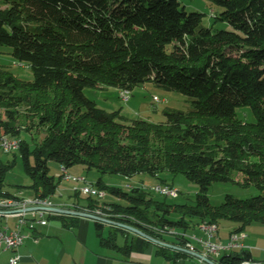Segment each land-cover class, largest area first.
<instances>
[{
    "label": "trees",
    "instance_id": "obj_1",
    "mask_svg": "<svg viewBox=\"0 0 264 264\" xmlns=\"http://www.w3.org/2000/svg\"><path fill=\"white\" fill-rule=\"evenodd\" d=\"M209 1L219 8L211 11L214 22L230 28L205 25L206 13L188 11L180 0H0V46L10 47L14 59L33 73L32 79L22 78L0 63V107L26 104L45 130L41 141L32 136V146L24 139L19 146L33 194H56L63 179L51 173V161L65 169L82 165L162 183H168L164 172L183 173L198 185L196 203L188 206L196 223L160 213L170 205L147 197L149 190L124 189L102 177L94 184L117 200L85 195L84 204L81 197L75 202L92 208L107 204L109 212L121 214L114 219L164 240L149 225L187 229L227 219L241 231L264 224V193L226 194L219 205L209 197L214 182L236 181L234 171L244 175L243 184L264 191V0ZM145 82L185 94L192 106L165 108L162 122L128 120L85 92L96 86L132 90ZM245 106L254 121L239 116L237 109ZM3 134H19L12 118L0 116ZM12 165L0 157V196L14 195L4 188ZM95 223L104 245L130 251L151 244L132 234L120 245L119 235L129 230L110 225L104 236L106 224ZM244 258L250 255L228 253L219 262L240 264Z\"/></svg>",
    "mask_w": 264,
    "mask_h": 264
},
{
    "label": "rangeland",
    "instance_id": "obj_2",
    "mask_svg": "<svg viewBox=\"0 0 264 264\" xmlns=\"http://www.w3.org/2000/svg\"><path fill=\"white\" fill-rule=\"evenodd\" d=\"M181 3L186 7L188 11L198 10L206 13L204 16L203 23L208 26H213L214 28H230L228 23L217 21L214 22V19L211 17V11H218V6L212 4L209 0H180ZM8 5V4H6ZM0 63L3 67H6L9 71L16 74L19 77L32 79L33 73L30 70L29 65L26 62H20L14 59L11 54L10 47L0 46ZM120 88L115 86H96V87H87L85 89L86 94L93 100H96L98 105L107 110H121V114L124 115L128 120L135 118H144L152 122H162L165 120V115L163 110L167 107H176L181 109H189L192 104L189 101V98L177 90H166L164 88L158 87L153 82H145L143 84L137 85L131 90V98L128 102H125L120 96ZM239 116L254 121L255 116L249 107H239L237 109ZM0 116L4 119L12 118L19 128V134L17 137L23 143L22 139L26 140L27 143L32 146V136L35 137L36 141H41L45 136L44 128L40 127L37 124V118L34 117L29 107L26 104L16 105L14 108L7 110L6 108L0 107ZM0 157L4 161H10L12 167L6 174L5 178V189L14 194H23L24 196H32L33 191L29 188L31 179L26 173L24 168V160L22 157V152L20 148L12 149L9 152H4L0 149ZM51 173L59 175L61 173V166L55 162H50ZM68 172L76 176H80L88 183H95L99 177H102L105 182L108 184H117L122 186L124 189H129V186L135 185L142 180L145 183L151 184L155 182H160L156 178L147 177L145 178L142 175H136L131 178H126L118 174L110 173H100L95 169L87 170L82 165H75L67 169ZM162 177L165 178L169 184L179 188L180 192L177 197H168L162 194L153 192L152 195L148 194L147 197L151 196L159 201H164L169 204L170 211H159L162 214H166L167 217L177 220L182 216H185L186 219H191L192 222L196 223L197 218H194L195 215L191 216V213L188 211V206H193L197 200L198 185L194 181L190 180L185 174L178 173L172 174L169 172L162 173ZM233 177L236 181H216L214 182L209 189V197L211 203L214 205L221 204L226 194H232L237 197L246 198L255 194L264 193L261 192L254 185H245L243 184L244 175L240 172L234 171ZM63 184L59 186L62 190L64 185H67L68 188L63 191L68 199L71 195H75L74 191L70 188V185L73 183L67 180H63ZM78 183V182H76ZM58 196L62 195L61 193H56ZM56 195V196H57ZM81 199L83 202L84 196L81 194ZM106 201L117 200V197L113 194L107 193L104 198ZM150 211H154L152 206ZM1 222V219H0ZM221 229L227 231L228 226L231 223H236L231 220L221 219L219 221ZM168 224V223H167ZM255 228H252V231H260V234L264 232V224L253 223ZM158 226L160 224H151ZM170 225V224H168ZM110 225L106 224L105 233L108 231ZM178 230L184 229L183 226H176ZM128 238L132 236V232L125 233ZM123 234V235H125ZM135 234V233H134ZM256 235V234H253ZM167 240H174L172 236H165ZM120 241H123V237H119ZM264 246V242L261 243ZM240 254L242 252L239 251Z\"/></svg>",
    "mask_w": 264,
    "mask_h": 264
},
{
    "label": "crops",
    "instance_id": "obj_3",
    "mask_svg": "<svg viewBox=\"0 0 264 264\" xmlns=\"http://www.w3.org/2000/svg\"><path fill=\"white\" fill-rule=\"evenodd\" d=\"M143 176L147 178L146 175ZM63 182L62 180L61 185ZM64 186L62 190L61 187L57 189V192L62 195H54L53 199L61 207L66 208L65 206H68L72 201H79L82 196L76 197L70 194L71 199H68L63 193L65 188H68V183ZM79 202L81 204L85 203L82 199ZM0 219V223H3L4 218L0 217ZM13 220V218L10 219L11 222ZM218 225L219 230L216 238L223 243L229 240L230 234L236 231L238 227L237 223H231L228 230L225 231L221 229L220 223ZM254 226L258 225L252 223L241 230L246 234L241 238V242L244 244L243 247L223 252L213 259L220 264L219 259L223 254L230 253L244 256L247 252L250 258L264 261V246L261 244L264 242V232L260 234V231H252V228H255ZM105 227L103 228L104 236L108 233V231L105 233ZM187 229L192 233H201L198 224ZM35 236L37 239L34 238ZM120 236L123 237V241L119 240ZM119 237L117 239L118 243L120 245L124 244L126 237L121 234ZM173 241L168 240V242ZM150 242L151 244L143 249L118 250L102 243L94 219L79 215L59 214L50 216L48 224L39 225L33 232V236L27 238L19 248L1 252L0 259L1 264H10L9 258L19 253L21 254V260L18 264H209L189 254L187 256H177L174 253L176 249L164 246L167 248L164 251L162 245Z\"/></svg>",
    "mask_w": 264,
    "mask_h": 264
},
{
    "label": "built area",
    "instance_id": "obj_4",
    "mask_svg": "<svg viewBox=\"0 0 264 264\" xmlns=\"http://www.w3.org/2000/svg\"><path fill=\"white\" fill-rule=\"evenodd\" d=\"M120 96L125 102H128L131 98L123 97V95ZM19 146L20 142L8 141L6 142V146H1L0 149H2L4 152H9L12 149L18 148ZM59 175H61L62 179L66 180V176L74 174H71L70 172H63L61 170ZM80 179L81 187H72L74 192L78 191L82 193L84 190H93L91 184L83 185V179ZM136 186L168 197H177L180 192L179 188L168 183L146 184L141 182L136 184ZM131 187L135 186H129V188ZM99 196L102 195H96L97 200H99ZM48 207H61V205L57 204L54 200H46V204H37V198L26 199L13 196H0V217L4 218V222L0 223V254L6 250H14L19 248L27 238L33 236V232L39 225L48 224L50 216L63 214L54 210H50ZM65 207L67 209H72L68 208L67 206ZM73 210L87 213V211L83 209ZM100 217L109 218L108 216ZM11 218L14 219L12 222L10 221ZM209 225L214 224L201 223V233H194V235L180 233L165 234L164 232L158 233L164 236H172L174 239L172 243L191 251L199 252L204 256L211 258L221 255V253L226 252V250L244 246V244L241 242V238L246 236V234L243 231H233L230 234L229 240L226 243H223L218 241L216 238L219 230L218 225H216V232H209ZM34 238L37 239L36 236ZM20 260L21 254L17 253L9 258V263L18 264ZM243 264H264V261L248 258V263Z\"/></svg>",
    "mask_w": 264,
    "mask_h": 264
},
{
    "label": "bare ground",
    "instance_id": "obj_5",
    "mask_svg": "<svg viewBox=\"0 0 264 264\" xmlns=\"http://www.w3.org/2000/svg\"><path fill=\"white\" fill-rule=\"evenodd\" d=\"M120 95H123V97H131V90L121 89ZM8 141L20 142V140L15 136H10L8 134L0 135V147L6 146V142H8ZM61 170L63 172H68V170L65 168H61ZM80 178H82V177H80ZM80 178H79V176H76V175L66 176L67 181H70V182L73 181L74 182V183L72 182L73 184L71 186V189H72V187H81V179ZM76 182H78V183H76ZM139 183H141V182H139ZM90 184L92 185V188L94 191L93 190H84V192H82L81 194L91 196L95 199H96V195H102V196H99L98 201H100V202L104 201V198L107 195V191L105 189H102V188L96 186L94 183H91V182L88 183L85 180H83V185H90ZM136 184H138V183H136ZM136 184L132 185V186H136ZM151 184H164V183L155 182V183H151ZM56 193H59V192H56ZM55 195H57V194H55ZM10 196L19 197V198H26V199L37 198V204H46V200H54L53 199L54 196H42L40 194H34L32 196H24L23 194H21V195L14 194V195H10ZM67 207L72 208V209H83V210L87 211V213L97 215V216H108L110 219H113V220H117V219H114L113 217L121 216V214H118V213L113 214V213L109 212V210L106 209L109 207L107 204H105V205L103 204L102 207L96 206V207L92 208L89 206H82L79 203L72 201L71 203L68 204ZM128 218H130L132 221L137 222L136 218L132 215H129ZM201 223L214 224V225H209V232H216V225H218L217 222H211L208 220H203V221H201ZM201 223L198 224V227L200 230H201ZM149 226L152 227L157 232H164L165 234L180 233V234L194 235V233L190 232L186 228L178 230L176 226H171L168 224L158 225V226L149 225ZM218 227H219V225H218ZM231 250H233V249L226 250V252L231 251ZM243 263H248V258H244L243 260H241L240 264H243Z\"/></svg>",
    "mask_w": 264,
    "mask_h": 264
},
{
    "label": "water",
    "instance_id": "obj_6",
    "mask_svg": "<svg viewBox=\"0 0 264 264\" xmlns=\"http://www.w3.org/2000/svg\"><path fill=\"white\" fill-rule=\"evenodd\" d=\"M48 209L50 210H54V211H57V212H60V213H63V214H72V215H79V216H84V217H89L91 219H94L95 221H101V222H104V223H108L110 225H116V226H119V227H123L135 234H138L154 243H157V244H160L162 246H166V247H170V248H173V249H176V250H180L182 252H185L189 255H192V256H195L197 258H200V259H203L204 261H206L207 263L209 264H218V262L211 258V257H207V256H204L203 254L199 253V252H196V251H191L189 249H186L184 247H181L179 245H176L172 242H168L167 240H164V239H161V238H158V237H155L149 233H147L146 231H144L143 229L135 226V225H132L130 223H126V222H122V221H117V220H113V219H109V218H104V217H100V216H97V215H93V214H90V213H86V212H83V211H78V210H73V209H67V208H62V207H48Z\"/></svg>",
    "mask_w": 264,
    "mask_h": 264
}]
</instances>
